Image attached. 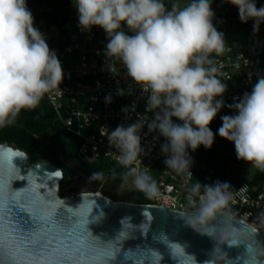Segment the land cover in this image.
<instances>
[{
    "label": "clouds",
    "instance_id": "clouds-1",
    "mask_svg": "<svg viewBox=\"0 0 264 264\" xmlns=\"http://www.w3.org/2000/svg\"><path fill=\"white\" fill-rule=\"evenodd\" d=\"M238 9L242 23L254 21L258 33L264 23V6L255 0H223ZM78 10L79 27L90 32L94 26L108 38L104 56L107 70L123 73L131 85L147 94L145 114L137 113L134 123L107 130L110 148L123 169L110 179L120 180L117 194L139 192L147 200H159L160 189L151 169L142 163L146 155L141 132L163 137L161 152L166 170L186 178L185 203L171 211L157 205L144 207L140 223L125 215L119 228L108 239L96 235L92 225L107 218L95 192H81V203L70 206L59 197V184L49 181L64 177L60 169L41 177L29 166L27 173L16 160L28 159V153L0 145V264H164L166 256L173 264H264V243L257 239L264 231V211L250 222V212L235 209L234 190L227 182L214 184L190 182L193 152L200 146L210 149L214 133L209 127L221 108L227 86L222 82L218 58L232 49L224 34L217 30L211 0H73ZM127 29V31L125 30ZM131 33V34H129ZM236 68L240 65L237 63ZM253 73L248 74L251 81ZM251 92L227 105L235 114L221 117L218 134L235 145L238 160L264 171V75L256 74ZM64 72L57 54L46 37L34 26V16L27 0H0V129L13 126L23 110L36 108L41 99L59 85ZM125 95V90H118ZM219 98V99H218ZM112 102L111 95L105 97ZM136 105L124 107L125 114ZM174 118L180 123H174ZM95 152V149H93ZM98 158L89 159L92 163ZM39 168V165H37ZM102 170L93 172L89 183L105 182ZM25 182L15 188L16 182ZM246 187L240 189L245 191ZM111 203V201H108ZM133 206V202H128ZM153 209L166 211L199 236L208 237L213 248L202 262L189 251L190 244L177 238L178 231L161 223L153 230ZM24 213L32 227L18 218ZM239 225V226H237ZM151 242L149 243V234ZM139 234V235H137ZM71 236L72 239H66ZM143 239L142 244L125 248L129 240ZM63 240L67 246L57 247ZM243 246L245 252L231 258L224 250ZM162 246V248L160 247Z\"/></svg>",
    "mask_w": 264,
    "mask_h": 264
},
{
    "label": "built area",
    "instance_id": "built-area-1",
    "mask_svg": "<svg viewBox=\"0 0 264 264\" xmlns=\"http://www.w3.org/2000/svg\"><path fill=\"white\" fill-rule=\"evenodd\" d=\"M32 14L34 26L45 35L50 49L57 54L64 72L63 81L59 85L61 92L53 90L42 99L52 108L57 121L76 138L78 143L76 160L88 165L107 162L123 171L115 153L112 156H105L107 152L115 151L110 148L105 134L107 130H114L121 124L127 126L134 123L137 113L151 116L144 108L147 94H142L141 88L136 85H131L132 95L127 94L130 81L123 75L126 70L122 66L119 68L120 75L111 74L107 70L106 57L103 53L108 38L102 28L94 26L90 32H87L82 31L79 24L69 23L66 34L62 35L56 25H48L39 14L35 12ZM125 30L127 31L126 28ZM226 43L232 51L226 52L218 58V61L222 65V82L226 84L227 91L223 95L225 106L209 126L214 137L219 136L218 129L222 126L221 117L235 114L227 105L238 102L234 98H242L245 92H251L256 83L257 73L264 75L263 70L254 67L252 59L254 53H264L262 36L244 34ZM237 63L240 65L239 68L235 66ZM250 72L253 73L251 81L248 78ZM120 89L125 90L126 94L118 95ZM108 95L112 97L111 103L105 102V97ZM133 104L136 105L134 112L125 114L122 111L124 107ZM174 123L180 121L174 118ZM141 135V143L147 153L142 157V163L151 169V175L160 189V199L151 200L150 204L161 205L171 210L174 206L179 207L185 203V187L189 181L170 169L166 170L164 164L166 157L161 152V145L165 143L163 137L154 139L158 133L149 134L146 125ZM189 155L193 160L190 168L193 177L190 182H195V154L191 149ZM93 156L98 158L89 163V159ZM253 170L263 177L255 180L251 176L239 188L234 189L236 201L234 207L241 214L252 213L250 222L264 211V171L256 168ZM243 187H246V190L240 191ZM261 233L264 234V231Z\"/></svg>",
    "mask_w": 264,
    "mask_h": 264
},
{
    "label": "trees",
    "instance_id": "trees-1",
    "mask_svg": "<svg viewBox=\"0 0 264 264\" xmlns=\"http://www.w3.org/2000/svg\"><path fill=\"white\" fill-rule=\"evenodd\" d=\"M221 1L211 0V7L215 13L214 26L223 33L226 28L222 27L224 15L219 12ZM255 2L258 8L264 6V0H255ZM71 4H73V0H27L28 9L44 18L48 25H56L62 35L66 34L70 23ZM253 24L254 21L249 20L247 23H242L240 28L244 29L245 35L258 34L264 38V23L260 25L258 33L253 32ZM224 37L225 39L230 38L225 35ZM254 67L264 71V62H254ZM49 131L57 135H64L68 141L54 143L47 138ZM0 144L26 151L30 164L41 159L56 164L64 171V178L61 181V196L78 193L75 190L65 191L76 182V173L72 164L74 162L81 163L82 167L87 166L76 160L78 152L76 138L57 121L54 111L44 99H41L36 108L23 110L13 126L0 129ZM64 146H69L71 149L67 154L64 151ZM194 154L195 181L201 184H214L216 181L227 182L234 190L251 176L255 180L263 177L262 174L255 173L245 161L238 160L234 143L220 136L214 137V143L210 149L200 146L194 151ZM90 166L99 167L108 173L115 172L117 176L122 172L112 164L102 161ZM89 169L92 168L89 167ZM104 189L102 186L94 189L93 192H100L113 200H118L116 195ZM150 202L151 200H146L138 203L150 204Z\"/></svg>",
    "mask_w": 264,
    "mask_h": 264
},
{
    "label": "water",
    "instance_id": "water-1",
    "mask_svg": "<svg viewBox=\"0 0 264 264\" xmlns=\"http://www.w3.org/2000/svg\"><path fill=\"white\" fill-rule=\"evenodd\" d=\"M0 145L14 148L12 146L4 145V144H0ZM14 149H18V148H14ZM28 160L29 157L28 159L25 160L15 161L16 164L22 169L24 173H27L29 166L33 171L37 172V174L40 175L41 177H44L46 172H54L58 169L62 170V168H60L56 164L45 159L36 160V162L32 164H30ZM37 165H39V168H37ZM63 178L58 181L55 180L49 181V185L52 186L55 183H58L59 197L64 199L66 203H68L70 206L75 207L81 203V195H80L81 192L78 194L72 193V195H67L62 197L60 190H61V181L63 180ZM24 186H25V182L18 181L14 184L15 188H20ZM95 193L97 195H101L96 198L97 204L99 205L97 212L102 209L107 214V218L104 220L102 224L92 225L91 227H92V231L96 235L107 233V235L102 237L103 239H108L115 234V231L119 228V220L123 216L125 215L132 216L133 223L138 224L142 220L141 212L143 211V206L151 207L152 205H154V204H141V203L133 202V206H128V202L131 201L113 200L105 196L104 194L98 192ZM108 201H111V203H108ZM157 206L164 210L171 211V209H168L164 206L161 205H157ZM152 211H153V215L156 217V221L153 224L154 231L159 228L161 223H165L170 230L178 231V236H177L178 239L182 241H186L190 244L189 251L191 253H194L199 261L202 262L207 258L206 253L211 251L213 248V242L208 237L199 236L196 233H194L190 228L184 227L182 222L174 220L172 216L167 215L166 211L162 212L160 210H155V209H153ZM18 218L21 220V223L23 224L24 227L26 228L32 227L31 221L29 220L26 214L18 213ZM257 239L260 240L262 243H264V234L260 232L257 236ZM143 242L144 241L142 238L138 240H129L126 242L125 248L135 247L137 244H142ZM148 242L149 243L151 242V233L149 234ZM160 247L162 248V246ZM224 250L228 252L229 256L233 259H235L238 256H241L245 252V249L242 245L239 248H231V249L225 246ZM164 264H173V262L166 256Z\"/></svg>",
    "mask_w": 264,
    "mask_h": 264
},
{
    "label": "rangeland",
    "instance_id": "rangeland-1",
    "mask_svg": "<svg viewBox=\"0 0 264 264\" xmlns=\"http://www.w3.org/2000/svg\"><path fill=\"white\" fill-rule=\"evenodd\" d=\"M174 2V0H165L166 4H170ZM182 2H186V0H182ZM219 12L224 15V18L222 20V27L225 26L226 28L224 35L228 36L230 38L225 39V41H233L236 40L238 37H241L244 35V29H241L240 26L242 25V22L239 19V14H238V9L229 4V3H224L223 0L221 1ZM70 23L71 25H78L79 24V19H78V10L74 7V3L71 4V16H70ZM221 32V30H218ZM252 59L254 62H264V53H254L252 55ZM47 138L49 140H52L54 143L57 142H67L65 139V136L63 135H57L52 133V131H49L47 133ZM71 149L69 146H64V151L67 154ZM68 159V158H67ZM78 162H80L78 160ZM246 162V161H245ZM247 165H249L250 168L254 169V167H251V165L246 162ZM74 168H84L86 171L92 175L93 172L102 170L105 173V182L103 183H98V182H92L91 184L95 189L101 188L104 186V190L107 192L114 194L117 196L118 200L122 201H131V202H140V201H146L147 199L144 197L142 193L139 192H126L124 194H117L116 189L117 186L120 184V180L113 181L110 179L111 173H108L107 171H104L103 169L96 167V166H90L86 164L87 167H82L83 165L81 163H74L72 164ZM92 169H89V167Z\"/></svg>",
    "mask_w": 264,
    "mask_h": 264
},
{
    "label": "flooded vegetation",
    "instance_id": "flooded-vegetation-1",
    "mask_svg": "<svg viewBox=\"0 0 264 264\" xmlns=\"http://www.w3.org/2000/svg\"><path fill=\"white\" fill-rule=\"evenodd\" d=\"M76 176L75 184H72L67 190V192L77 191L78 193L86 191H93L95 188L91 183H89V177L91 176L84 168H74ZM77 193V194H78Z\"/></svg>",
    "mask_w": 264,
    "mask_h": 264
},
{
    "label": "snow or ice",
    "instance_id": "snow-or-ice-1",
    "mask_svg": "<svg viewBox=\"0 0 264 264\" xmlns=\"http://www.w3.org/2000/svg\"><path fill=\"white\" fill-rule=\"evenodd\" d=\"M66 239H69L70 240V239H72V237L69 236ZM56 243H57V247L67 246L63 240L57 241Z\"/></svg>",
    "mask_w": 264,
    "mask_h": 264
}]
</instances>
